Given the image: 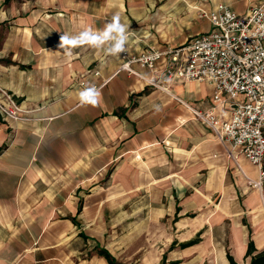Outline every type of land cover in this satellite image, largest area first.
Returning <instances> with one entry per match:
<instances>
[{
    "label": "crops",
    "instance_id": "obj_1",
    "mask_svg": "<svg viewBox=\"0 0 264 264\" xmlns=\"http://www.w3.org/2000/svg\"><path fill=\"white\" fill-rule=\"evenodd\" d=\"M261 2L0 0V89L21 109L19 120L0 114V264H109L100 249L116 264H181L172 255L182 238L167 222L180 230L216 200L214 225L228 223L239 184L258 182L260 170L196 116L214 106V87L164 78L153 88V72L134 60L209 33L206 16L222 4L245 15ZM117 15L125 51L59 46L63 34L102 32ZM92 86L99 103H81ZM246 195L243 209L264 207L261 194ZM249 231L227 236L224 264L228 253L250 264V236L254 255L264 250V235Z\"/></svg>",
    "mask_w": 264,
    "mask_h": 264
},
{
    "label": "built area",
    "instance_id": "obj_2",
    "mask_svg": "<svg viewBox=\"0 0 264 264\" xmlns=\"http://www.w3.org/2000/svg\"><path fill=\"white\" fill-rule=\"evenodd\" d=\"M211 31L193 37L183 48L150 50L134 60L153 76L146 80L163 88L164 78L177 82H204L214 87L207 112L194 111L218 140L238 149L260 170L264 180V2L239 15L220 5L206 16ZM167 60V61H166ZM160 63H164L158 68ZM223 108L221 114L215 111ZM20 107L0 89V114L19 120ZM260 186V185H259Z\"/></svg>",
    "mask_w": 264,
    "mask_h": 264
},
{
    "label": "rangeland",
    "instance_id": "obj_3",
    "mask_svg": "<svg viewBox=\"0 0 264 264\" xmlns=\"http://www.w3.org/2000/svg\"><path fill=\"white\" fill-rule=\"evenodd\" d=\"M228 178L229 182L234 181L233 176H228ZM254 178H256L258 182L252 184L251 182H247V180L244 187L239 184L238 190L242 195L239 200L236 198V195H233L234 198L230 199L229 210H227V216L230 218L227 221L228 223L224 222L222 225H214V216L217 215L216 213L221 212L220 208H216L214 205L218 202L216 200H214L212 205L197 211V213H189V216L192 217L184 219L186 225L181 227L180 230L177 228L172 230L174 225H172V222H167L166 228L181 236L182 240H178L179 244L196 238L197 231L191 230L196 227V224H199L197 227L205 226L199 245L183 251L178 244L172 256L183 258L179 261L181 264H224V255L228 251L231 253V239H228V235L230 238L231 236L235 238V235L241 234L243 238L246 239L250 229L253 232V236H258L260 234L264 235V207L261 199L250 209H243L244 207L242 205L243 200L247 196L246 193L250 191L258 192L259 196L261 194L264 201V180L261 181L258 179V176H254ZM258 183H260V186H258ZM244 192L246 193L244 194ZM134 205H137V203H134L132 206ZM243 210H245V214L242 213ZM135 211H137L136 208ZM238 212L239 214H237ZM121 226L124 227V225ZM212 235L214 236V240L211 239Z\"/></svg>",
    "mask_w": 264,
    "mask_h": 264
},
{
    "label": "clouds",
    "instance_id": "obj_4",
    "mask_svg": "<svg viewBox=\"0 0 264 264\" xmlns=\"http://www.w3.org/2000/svg\"><path fill=\"white\" fill-rule=\"evenodd\" d=\"M127 39V30L120 23L119 16L117 15L113 17L112 22L102 32L94 33L91 29H88L81 32L78 36L63 34L60 37L59 46L67 51L83 44H89L93 47H101L107 44V52L117 55L125 51ZM99 96L100 93L94 86L88 87L79 93L81 103L93 106L99 103Z\"/></svg>",
    "mask_w": 264,
    "mask_h": 264
},
{
    "label": "trees",
    "instance_id": "obj_5",
    "mask_svg": "<svg viewBox=\"0 0 264 264\" xmlns=\"http://www.w3.org/2000/svg\"><path fill=\"white\" fill-rule=\"evenodd\" d=\"M179 210H180V209L178 208V211H179ZM176 219H178V218H176ZM199 242H200V239L197 238V239L192 240V241H190V242H188V243H186V244H182L181 247H182V248L190 247V246H193V245L198 244ZM248 247H249V248H248V251H247V256H248V257H251V262H250V264H264V250L261 251V252H259V253H257L256 255H254L255 252H256V248H255V246H254V242H253L252 239H251V236H250V240H249ZM98 255L101 256V257L106 258V260H108L109 264H116V261L114 260V258L111 256V254H110L107 250H105V249H100V250L98 251ZM227 257H228L229 261L231 262V264H237V263L235 262V260H234V258H233L232 255H230V254L228 253ZM162 264H165V261H163Z\"/></svg>",
    "mask_w": 264,
    "mask_h": 264
},
{
    "label": "bare ground",
    "instance_id": "obj_6",
    "mask_svg": "<svg viewBox=\"0 0 264 264\" xmlns=\"http://www.w3.org/2000/svg\"><path fill=\"white\" fill-rule=\"evenodd\" d=\"M260 185V183H258V186Z\"/></svg>",
    "mask_w": 264,
    "mask_h": 264
}]
</instances>
